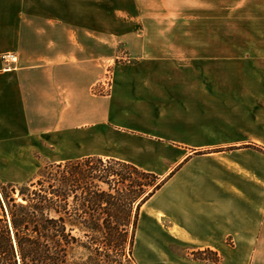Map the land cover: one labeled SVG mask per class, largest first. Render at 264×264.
Returning <instances> with one entry per match:
<instances>
[{
	"label": "crops",
	"instance_id": "0c3cea01",
	"mask_svg": "<svg viewBox=\"0 0 264 264\" xmlns=\"http://www.w3.org/2000/svg\"><path fill=\"white\" fill-rule=\"evenodd\" d=\"M179 4L0 0V182L51 150L55 164L97 156L174 172L141 208L142 244L157 231L218 264H264V31L227 29L240 26L235 0H205V30L177 29L194 20ZM110 71L111 91L96 94Z\"/></svg>",
	"mask_w": 264,
	"mask_h": 264
},
{
	"label": "trees",
	"instance_id": "16d2710c",
	"mask_svg": "<svg viewBox=\"0 0 264 264\" xmlns=\"http://www.w3.org/2000/svg\"><path fill=\"white\" fill-rule=\"evenodd\" d=\"M173 174L90 156L48 165L29 186H2L0 264H136L141 208ZM192 257L221 261L211 249Z\"/></svg>",
	"mask_w": 264,
	"mask_h": 264
},
{
	"label": "rangeland",
	"instance_id": "374dc122",
	"mask_svg": "<svg viewBox=\"0 0 264 264\" xmlns=\"http://www.w3.org/2000/svg\"><path fill=\"white\" fill-rule=\"evenodd\" d=\"M235 2H236V9L228 8L229 10L228 19L230 20L234 18L235 20L240 22V26H238V24L236 23H232L233 21L232 22L229 21L227 25V29L231 31H237V30H241V27L246 26L249 31L253 29L264 31V0H235ZM204 3L205 0H180V4L177 7V9H179L178 12L180 15L179 18L182 19L184 16L185 18L190 16V18L194 19L195 21L193 20L192 22L189 23L181 22L177 29L192 30V31L205 30L202 22V20L205 18ZM234 4L235 3L232 2V6H234ZM214 8L217 9V12H219V9H221V8L213 7L212 10H215ZM215 14H216L215 18H218L220 16L219 13H215ZM213 18H214V14H213ZM251 24H255L256 27L255 28L252 27ZM167 26L169 27L171 26L172 28L176 27L175 23L167 24ZM121 50L122 48H120V52H122ZM122 57L125 58L124 55H120L119 60L121 62H124V60L121 59ZM127 59H128L127 61H130L129 57ZM110 74H112L111 71L110 73H108V76ZM235 75L236 74L233 71L226 72V76L228 79L235 78ZM37 157H39L40 159L43 158V156H39L38 154ZM49 158L56 159L57 152L51 150L46 158L44 156V160L41 161L36 159L35 165L33 166L14 168L15 170L17 169V173L20 175V178L22 180H16L11 182H4V181L0 182V200L3 201L2 186L8 184H14L17 185L18 187H23V186H29L31 183L38 180L42 175V172L46 166L55 164V163H50L48 161ZM41 162L42 163L48 162V163L43 165L41 164ZM0 214H2V211H0ZM155 233L156 235L154 236V238L147 242L148 246L147 244H145V242L142 244L144 234H146V230L143 229L141 230L139 235L137 234L136 243L133 252L136 264H190L189 261L194 259L192 257V252L190 253L188 251V248L184 247L183 248L184 250L182 252H180V248L177 247L171 248L172 246H170L167 240H165L160 235V233H158L157 231H155Z\"/></svg>",
	"mask_w": 264,
	"mask_h": 264
},
{
	"label": "built area",
	"instance_id": "2783aa9c",
	"mask_svg": "<svg viewBox=\"0 0 264 264\" xmlns=\"http://www.w3.org/2000/svg\"><path fill=\"white\" fill-rule=\"evenodd\" d=\"M3 59L8 64H15L17 63V56L14 54H7L3 57ZM112 88V78L111 75L107 76V78L95 88L96 94L104 95L107 92H110Z\"/></svg>",
	"mask_w": 264,
	"mask_h": 264
}]
</instances>
